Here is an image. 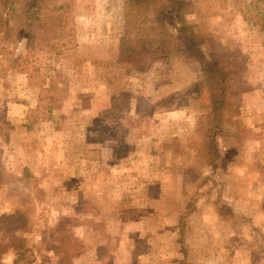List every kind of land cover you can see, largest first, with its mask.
Listing matches in <instances>:
<instances>
[{
  "label": "rangeland",
  "instance_id": "1",
  "mask_svg": "<svg viewBox=\"0 0 264 264\" xmlns=\"http://www.w3.org/2000/svg\"><path fill=\"white\" fill-rule=\"evenodd\" d=\"M66 1L76 46L27 55L12 32L0 56V216L27 218L26 248L0 264H264V31L243 17L248 0H185L177 19L232 72L214 170L182 39L129 0Z\"/></svg>",
  "mask_w": 264,
  "mask_h": 264
},
{
  "label": "trees",
  "instance_id": "2",
  "mask_svg": "<svg viewBox=\"0 0 264 264\" xmlns=\"http://www.w3.org/2000/svg\"><path fill=\"white\" fill-rule=\"evenodd\" d=\"M129 3L136 8L149 9L155 17V23L164 29L165 34L169 27L172 28L182 39L189 57L200 63L201 89L205 90L209 100L206 122L199 127L200 151L207 165L214 170L220 156L214 132L227 119L233 100V79L229 64L223 58L208 60L201 48L199 35L190 26L177 22L180 15L190 7L185 0H129ZM241 8L247 23L264 31V0H248ZM70 11L71 3L66 0H0V40L7 42V46L0 49V56L6 55V49L12 44V40L9 41L12 32L18 38L23 37V33L26 35L24 46L27 55L35 51L47 53L51 59L61 56L63 51L76 46ZM11 16L22 20L18 30L11 28ZM129 59L137 71H145L143 66H138V55ZM81 154L86 161L100 159L97 149L85 148ZM192 203L183 217L195 208ZM26 226L27 218L21 211L0 216V257L6 251L20 252L26 248L25 238L17 235ZM179 234L178 243L185 249L184 227H179Z\"/></svg>",
  "mask_w": 264,
  "mask_h": 264
}]
</instances>
